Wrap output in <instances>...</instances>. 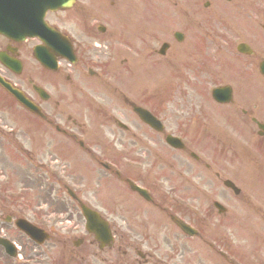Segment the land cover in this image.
Returning <instances> with one entry per match:
<instances>
[{
	"label": "rangeland",
	"instance_id": "obj_1",
	"mask_svg": "<svg viewBox=\"0 0 264 264\" xmlns=\"http://www.w3.org/2000/svg\"><path fill=\"white\" fill-rule=\"evenodd\" d=\"M94 1L97 5L91 11L85 12L84 15L89 19L92 14L93 18H90L92 23L107 24L108 33L115 34L111 41L116 43L115 46L128 49L129 61L134 63V68L137 70L126 73L127 69L124 72L118 69L117 66L122 67L118 64L121 62L120 56H122L119 55L113 63L119 71L114 67L109 69L111 64L100 67L99 64H91L89 58L83 59L82 57L79 66L77 65L71 70H68L69 68L66 66L63 74L60 72L55 77L43 74L42 81L50 85L47 88L51 94L54 93L52 95L55 100L61 103V114L56 112L53 116L60 118L57 119L59 131L50 129L42 119L31 116L20 107V110L13 109L11 103L0 96L2 108L6 107L4 111L0 112V126L7 132L10 130L15 132V135L12 136L13 139L10 140L0 133V218H2L0 235L20 248L19 256L37 255L40 257L41 264H59L57 263L60 260L59 254L65 258L67 255H73L70 244H68L65 253L62 252L61 246L69 239L78 238L79 233L74 232L63 236L62 228L77 225L82 230L84 222L80 215L78 216V212L74 211L72 200L69 199L63 185L71 188L73 192L76 190L75 192L81 195L79 197L82 200L89 201L90 204L104 210L123 229L129 230L130 243L124 240V236L121 237L118 232H115L112 256L110 257L107 251L98 250V258L92 260L91 257H88L85 259V263L124 264L123 251L120 250H125L127 252L126 264H224L217 262L219 258L215 253L212 256V249L207 252L205 246L204 250L199 239H187L182 235L171 224L164 211L166 209L178 215L187 213L182 217L194 227L197 226L203 238L205 236L211 238L212 234H204V232H209L212 229L214 235H212L213 238H208V241L227 253L229 250H235L236 256L242 264H264V251L259 250L260 255H255L258 248L249 233L253 230V237L256 238L259 245L264 244V228L257 222L255 224L251 220H242L238 226L233 225V221L230 220L228 223L233 225L234 232L230 228L224 232V236L217 229L215 217L209 219V224L214 227H210L207 223L204 226L202 223L205 222L207 213L213 211L212 201L221 203L227 209H231L237 201L233 195L223 196L225 191L215 179L214 173H221L222 177L234 180L240 186H248V182H264V159L255 153L264 152V140L252 142V139L253 141L255 139L254 128L252 126V129L247 128L240 122L232 124L226 119L221 120L229 113L223 109L215 108L211 111L217 119L213 118L208 121L204 115L205 109H208L207 106L210 107V110L213 109V106L207 103V101L210 102L211 87L213 85L221 86L225 83L234 84L235 71L230 69L229 75H226L214 67L212 72L207 71L199 74L198 68L203 70L202 60L217 62L220 58L230 57L232 53L235 55L234 44L231 45V49L227 48L226 43L221 41L220 34L214 29H224L232 34L233 29L239 30L236 20H233L234 17L228 18L224 21V25L227 26L225 28L221 26L223 22H220L217 17L206 16L202 13L205 11L201 6L207 0H194L193 4L197 3L199 9L197 13L194 12L195 16L190 14L191 7H187V5H191L189 0H114L115 8L112 9L117 12L109 23L110 17L105 16L104 9L110 5V0ZM219 1L223 2V0ZM263 2L264 0H233L231 5L235 12L240 9L243 16L249 7L255 6L259 9L261 6L259 10L263 15L260 20L254 24L249 23L256 27L258 22L264 21ZM136 5H148V9L140 11ZM74 14L75 20L72 23H66L64 16L61 21L68 26H74V22L77 23V18L81 16ZM149 14L151 15L149 16ZM83 17L81 16V19ZM143 17L145 18L143 19ZM235 17H238V14ZM132 23H137L141 27L144 24L148 26L144 27L145 39L142 40L141 37L133 44L119 41L117 37L122 34L123 28L126 25H133ZM60 25L61 29L72 33L76 43L87 41L83 37L75 35L73 31L66 28L65 24L60 22ZM175 31L185 33L186 39L182 45L173 40L172 33ZM259 31L262 30H257V32ZM141 33L143 31L139 30L138 37ZM163 42L172 44V49L164 58L165 64L162 63V66L156 67V69L164 67L167 72L169 70L165 66L167 61V64L174 63L177 67V63L181 59L185 62L189 58L192 60V65H189L191 72H188L187 77L189 83L185 78L183 81H179L171 77L169 87L170 77L166 74L158 77V72L153 70L156 61L160 62L156 56H153L155 54L153 51L158 49ZM104 43L103 47L106 48L111 45L105 41ZM259 44L260 48L264 49L263 39L259 41ZM144 52H146V57L141 59V54ZM105 58L101 54H94L91 60L99 62ZM30 62L32 63V60ZM90 64L92 69L98 71V77L88 73L87 67ZM226 69L227 66L224 63L221 64V71ZM28 72L32 71L28 70ZM30 78L35 82V78L25 71L18 83L24 87L28 95L30 93L28 86ZM159 81L161 85L157 87ZM244 83L249 84L250 80L246 79ZM257 85L262 86V83L258 81ZM60 88L62 89L59 90ZM253 92L254 88H251V93ZM251 93L238 92L239 95H245L244 98H249L247 96H251ZM253 95L260 96L261 94ZM262 97L264 99V92H262ZM124 99L130 106L126 105ZM132 104L148 110L156 117L158 116L170 130L168 133L176 136L182 135L187 141L188 147L195 149L200 156L208 153L203 152L205 151L203 146L208 148L209 145L207 146L203 142L205 139H209L208 144L211 147L208 151L213 150L208 158V162L213 168L208 174L211 183L205 185L204 180L194 181V178L189 177L191 173L198 171L196 167H200V165L186 155L181 161L186 169L181 170L178 167L179 160H177L178 163H174L175 169L173 170L170 169V166L167 167L168 165L158 166L159 160L156 158L154 161L153 156L160 158L158 153L166 156L165 152H159V149L164 150L163 141L160 145L157 143V139L162 140L164 137L146 129L138 121L131 110ZM40 105L45 109L47 104L41 103ZM169 108H172L175 113L169 111ZM210 110L206 113L208 116H212ZM44 113L46 116L52 115L46 110ZM69 113H71L70 119L68 118ZM179 114L184 117L180 118ZM111 116L127 126L128 131L123 132L111 123ZM238 116L240 114H236L234 117ZM34 120H39V124ZM72 120H75L80 127L71 128ZM192 120L193 122H191ZM196 121H199V124ZM231 121L233 122L232 119ZM106 122L109 125L104 126L103 124ZM62 129L65 132L58 133ZM69 129H72L76 135L78 133L84 146L94 152L99 160L111 162L121 172L120 180L109 171H103L98 163L96 164L85 152H82L79 145L73 140L74 138L67 136ZM131 133H135L137 138L130 137ZM41 134H43V138H41ZM151 144L154 146L149 147ZM223 149H225L224 152ZM169 153L170 151L167 154L168 158H170ZM175 154L171 152V155ZM51 168L56 170L53 171ZM198 173L203 175L202 172ZM198 177L200 178V176ZM125 178L135 180L139 186L146 187L153 201L151 204L144 202L146 205H150L152 210L149 207L145 208L144 204L142 205L139 201H134L136 195L129 190ZM186 178H188V182L184 181ZM104 185H106V190L100 192V190H104ZM131 206H134L135 209ZM184 206L188 210H185ZM40 208L46 215H49L46 217L48 221L52 214L58 215L62 219L60 226H49L47 232L51 235V239L44 243V249L38 246L31 247V243L12 225L16 219L21 218L36 224L33 216L35 217ZM153 208L161 216L167 218L168 224L162 217L160 218L154 213ZM69 212L71 218H69ZM135 212L140 213V217L145 219L146 226H149L147 230L144 228V223L139 218H135ZM59 213H63L62 216ZM5 217H12L13 221L6 224L4 223ZM153 221L158 228L157 231L155 230L156 232L151 228ZM120 244L123 247L120 248ZM46 246H48L47 249ZM181 246H185V248L180 249ZM28 248L31 251L27 254L24 253V249L27 251ZM135 251L141 252L143 258H138ZM207 255L212 261L204 260V257L208 258Z\"/></svg>",
	"mask_w": 264,
	"mask_h": 264
},
{
	"label": "flooded vegetation",
	"instance_id": "obj_2",
	"mask_svg": "<svg viewBox=\"0 0 264 264\" xmlns=\"http://www.w3.org/2000/svg\"><path fill=\"white\" fill-rule=\"evenodd\" d=\"M260 7L261 6H259V9H260ZM259 9L255 7L254 9L249 10L248 13L246 12L244 16H243V14H240L239 19L242 20L243 24H249L250 22H251V24H254V22L259 21L263 15ZM255 28H260L261 30L264 31V21L258 22L256 27H254L252 29H255ZM252 29L247 28V33L251 34ZM26 42L28 43V41H26ZM37 44L38 43H34V44H31V46L34 48ZM24 45L25 44L13 43L11 41H8V40L0 37V52L3 51L2 48H4V50H8V48H10V49L15 51L14 56H16V58L17 57L18 58L24 57L23 56ZM168 48L170 49V46ZM4 52H6V51H4ZM250 56H253L252 60L245 58L243 60L244 62L242 60L232 58L233 66L245 68V71H251L252 67L257 66V59L258 58H257V55L255 53H253L251 55H247L246 57L249 58ZM177 64H178L177 68L180 72V76H182L183 73L186 74L188 72H191L189 67H187V65H185L183 62H180ZM204 64H205V67L203 68V70H200L198 68L199 74L206 73L207 70H209V68L212 67L206 61H204ZM174 65L176 66V64H174ZM22 66L23 67L25 66L24 62H22ZM0 67H1V65H0ZM237 70L241 71L239 68ZM222 86H229L232 89V99L230 101H228L227 104L215 103L216 105H218L221 108L225 109L228 107V109L230 110V112H231L230 116H227V118H224V119H226V120L232 119L233 122H237L238 120L241 121V119H243L244 123L246 122L247 124H252L253 120H255L256 118H254L251 115L250 110H248L249 103H247L246 108H241V106H239L240 104L237 103L236 100L234 99V92H235L234 87L229 83H225ZM225 98L226 97H222V100ZM254 108H252V109L253 110L257 109V108L256 109H254ZM238 110L241 111L240 115L242 117H240V118L234 117L235 112H237ZM261 122H263V121H261ZM46 123H48V125L51 127L53 126V121L46 120ZM254 135L257 137L256 141L257 140H264V131L263 132H257V130H255ZM203 148L205 149V151L207 150V147L203 146ZM172 151L173 152L177 151L180 153V155H178V154L171 155L170 154V157L176 163H178L177 160H179L180 163H178V167L181 170L186 169V167H184L183 164L181 163V161L183 160V156H185V155L188 156L196 164L200 165V167H196L198 169V171L195 173H191L189 175V177L194 178V181H196L198 179H202V180H204L203 183L205 185L211 183L210 177L208 174H209V172H211L213 170V168L210 165V163L208 162V155H207V158L203 157L202 159H200L198 157V155H196L192 151V149L186 145H185V148L182 150H175L174 151V149H173ZM255 153H256V155H259L260 153H262V157L264 159V152H255ZM173 156H175V157H173ZM198 172H202L203 175H200ZM198 176H200V178ZM214 177L222 185V189H223V191H225L224 195H223L224 197H227V195H233V198L235 200L237 199V201L235 202L234 206L231 209H227L223 206L226 211L222 214H219V218L225 219L228 217L229 221L232 220V221L236 222L237 224L239 221H242V220L243 221L251 220L253 223L257 222L258 225L260 223H262L264 225V201H263V199H264V182H259L257 185H253V184L250 185L249 183H247L248 186H240L239 184L236 183V181L231 180L227 177L226 178L222 177L221 173H218V172L214 173ZM118 178L120 179V177H118ZM184 181L188 182V178L184 179ZM225 181H228L230 183L229 187L224 186ZM164 211L166 212V215H168L170 218V215H172V214L167 212L166 209H164ZM11 219H12L11 217H5L4 218V220L5 221L8 220V222H10ZM1 220H2V218H0V221ZM5 221H4V223H5ZM224 229L225 228H222V230H224ZM253 232L254 231L251 230V236H252L253 240L255 241L256 238L253 237ZM79 234L80 235H79L78 239H76L74 241L68 240L64 243V245L61 246L62 252L65 253V251L68 248L67 244L70 243L71 249L73 251L72 252L73 255L69 256L66 254L67 258H65L62 254H59L58 257L60 260L57 263H59V264H94L91 262L85 263V259H87L88 257H91L92 260L97 259L98 255L95 252H93V249H96L97 247L98 248L101 247L100 243L96 242V240L94 239V236L89 235L86 231L84 232V230H83V233H81V231H80ZM0 237L3 238L1 235H0ZM36 238H37V236L34 237V239H36ZM5 239H6L5 242H0V264H41L40 263V257L37 255H32V257L19 256L20 255L19 251L17 252L13 248L8 247V243H6V242L9 241L11 243V241L8 240L7 238H5ZM36 246H37L36 244L31 243V247H36ZM38 247L43 249L40 246H38ZM46 247H48V246H46ZM18 249H20V248H18ZM106 249H107V254L111 257L112 256L111 251L113 249V246L107 247ZM262 249H264V244H263ZM29 251H31L30 248H28L27 251H26V249H24V253L26 252V254L29 253ZM79 251L81 253H83L84 255H82ZM135 252H136V254H138V251H135ZM222 253L223 252L220 250L217 251L218 256L221 255L220 258L223 260V262H225L226 264H236V262H234V260L230 258V256L235 257V253L231 254V251L229 252V254H227V253L222 254ZM38 255H40V254H38ZM126 255H127V252L123 251L124 262H126ZM20 260H22V261H20Z\"/></svg>",
	"mask_w": 264,
	"mask_h": 264
},
{
	"label": "water",
	"instance_id": "obj_3",
	"mask_svg": "<svg viewBox=\"0 0 264 264\" xmlns=\"http://www.w3.org/2000/svg\"><path fill=\"white\" fill-rule=\"evenodd\" d=\"M36 1L38 2V6H37L38 9L35 10L34 16H36V18L39 19V18H42L44 9L47 7V3H44L41 0H36ZM47 2L48 3L51 2L53 5H56L59 2V0H47ZM51 3H49V4L51 5ZM1 14H2L1 15V19L3 20V22H5L7 24H10L11 26H12V24H14L13 21L11 20V18L9 17V14H8L7 11H2L1 10ZM0 28L2 30H11L10 28H8V27H2L1 25H0ZM14 29L17 30V28H14V26H12V30H14ZM138 113L140 114V116H141L142 119H145L143 117V114H145V113H143L142 111H138ZM84 214H85V217L87 218V220L91 219L89 213L84 212Z\"/></svg>",
	"mask_w": 264,
	"mask_h": 264
}]
</instances>
